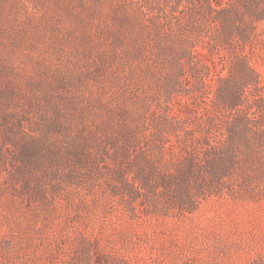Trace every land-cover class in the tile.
I'll return each mask as SVG.
<instances>
[{
  "label": "rangeland",
  "instance_id": "1",
  "mask_svg": "<svg viewBox=\"0 0 264 264\" xmlns=\"http://www.w3.org/2000/svg\"><path fill=\"white\" fill-rule=\"evenodd\" d=\"M0 264H264V0H0Z\"/></svg>",
  "mask_w": 264,
  "mask_h": 264
},
{
  "label": "trees",
  "instance_id": "2",
  "mask_svg": "<svg viewBox=\"0 0 264 264\" xmlns=\"http://www.w3.org/2000/svg\"><path fill=\"white\" fill-rule=\"evenodd\" d=\"M231 139L233 138V133L231 131ZM231 156L229 154L224 155V159L223 156H220L217 153H212L211 156H209V159L206 163V167L213 169V170H218L221 169V163H223V161L225 162H230L231 160ZM196 167L194 165V160L192 157H189V159H186L181 165H179L178 170H177V174L172 176V180L174 182V184L176 183V185L178 187L181 186V184L188 180L189 177H193V178H197L199 177V172L196 171Z\"/></svg>",
  "mask_w": 264,
  "mask_h": 264
}]
</instances>
